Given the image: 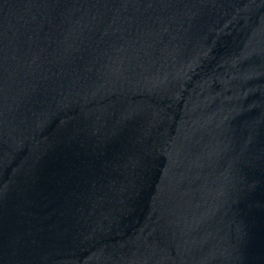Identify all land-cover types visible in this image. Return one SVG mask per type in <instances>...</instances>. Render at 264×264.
<instances>
[{"label": "water", "instance_id": "95a60500", "mask_svg": "<svg viewBox=\"0 0 264 264\" xmlns=\"http://www.w3.org/2000/svg\"><path fill=\"white\" fill-rule=\"evenodd\" d=\"M0 264H264V0H0Z\"/></svg>", "mask_w": 264, "mask_h": 264}]
</instances>
